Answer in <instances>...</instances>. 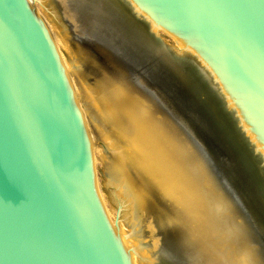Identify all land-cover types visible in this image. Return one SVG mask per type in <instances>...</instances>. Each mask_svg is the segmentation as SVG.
<instances>
[{
	"label": "water",
	"instance_id": "95a60500",
	"mask_svg": "<svg viewBox=\"0 0 264 264\" xmlns=\"http://www.w3.org/2000/svg\"><path fill=\"white\" fill-rule=\"evenodd\" d=\"M75 2L103 38L101 62L126 71L190 146L264 264V0H99L116 21L105 23ZM64 64L31 1L0 0V264H128ZM136 69L147 79H130Z\"/></svg>",
	"mask_w": 264,
	"mask_h": 264
},
{
	"label": "bare ground",
	"instance_id": "6f19581e",
	"mask_svg": "<svg viewBox=\"0 0 264 264\" xmlns=\"http://www.w3.org/2000/svg\"><path fill=\"white\" fill-rule=\"evenodd\" d=\"M30 1L53 52L65 60L71 89L77 87L76 113L92 186L128 264H153L158 250L186 264H256L238 224L170 122L128 86L126 71L101 62L90 46L72 43L67 29L55 26L39 9L48 10L47 0ZM94 2H86L89 9L107 11ZM97 164L110 207L99 187Z\"/></svg>",
	"mask_w": 264,
	"mask_h": 264
},
{
	"label": "rangeland",
	"instance_id": "374dc122",
	"mask_svg": "<svg viewBox=\"0 0 264 264\" xmlns=\"http://www.w3.org/2000/svg\"><path fill=\"white\" fill-rule=\"evenodd\" d=\"M89 1L92 2L93 0H89ZM89 1L87 0V1L84 2L86 9L90 8V6H88V4L86 3V2H89ZM94 1L97 3V5L99 4L100 6H103L99 2V0H94ZM45 4H46V7L48 9L47 11L44 8H41L40 6H38V7H40L39 9H41L43 13L46 12L45 14L47 15V18L50 19L55 26L62 27L63 29H65V28L67 29V31L69 32L70 37H71L70 41L72 43H73V41H77L80 44L84 43V45L86 44L88 47L90 46L88 48V51L91 54H94L100 61H104L103 60L104 56L101 55L98 52L97 47L95 45V43H97V42L101 43V41H99V40L102 37H100L99 35L91 32V31H89V28H88V25L86 23V20H85L83 14L81 13L79 7L77 6L75 0H47L45 2ZM103 4H104V2H103ZM64 12L66 13V15L64 14ZM110 13L111 12L109 10L101 11L99 13L100 18L102 16L104 17V18L101 19L103 23H105L107 21H110V22L115 21V19H113V16ZM66 16H68L69 19ZM70 20L72 22H74V25L72 24V22H70ZM74 31H76V32H74ZM78 32L80 34H78ZM126 33H127L129 38H133L134 37V39L136 40L138 45H139V42H140V47L142 48V42H141V40H139L140 36L137 33L135 34L132 30H130L128 28H127V32ZM98 38H99V40H98ZM124 38L127 39L126 37H124ZM140 39H141V37H140ZM135 40H133V41H135ZM131 43H133V42L131 41ZM137 49H139V48L137 47ZM139 50L142 51V49H139ZM149 54H151V53H149ZM151 55H153V54H151ZM154 58H155V60H157V58L155 56H154ZM129 75H130V79H132V80H136L137 79L139 81L138 78H141V77L143 79H145V78L147 79V76H141V70H137L135 72L131 71V72H129ZM124 76H126L125 73H124ZM161 91L164 93V90H161ZM92 120H93V123L97 124L98 121H97L96 118H95V120L94 119H92ZM102 172H103L102 171V166L100 164H97L96 165V175H97V178L99 180V184H101V185H99V187H100L101 190L103 189L102 191H104V192H101V193L103 194V196H104V198L106 200V202H105L106 206L110 207V202L109 201H111V199H110L111 196L109 195V193L106 190H104V188H102V183H101L102 182V178H103L102 177ZM116 219H117V217H115L114 221H116ZM168 250L171 251L172 249H168ZM154 263L155 264H186L184 261H180V259H178L177 257L173 256L172 254H168L166 251H162V250H158V251L155 252L153 264Z\"/></svg>",
	"mask_w": 264,
	"mask_h": 264
}]
</instances>
